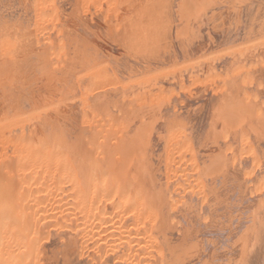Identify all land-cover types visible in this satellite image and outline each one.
Masks as SVG:
<instances>
[{"label": "bare ground", "instance_id": "6f19581e", "mask_svg": "<svg viewBox=\"0 0 264 264\" xmlns=\"http://www.w3.org/2000/svg\"><path fill=\"white\" fill-rule=\"evenodd\" d=\"M0 264H264V0H0Z\"/></svg>", "mask_w": 264, "mask_h": 264}]
</instances>
